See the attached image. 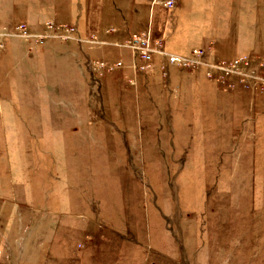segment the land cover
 Here are the masks:
<instances>
[{
	"label": "rangeland",
	"instance_id": "obj_1",
	"mask_svg": "<svg viewBox=\"0 0 264 264\" xmlns=\"http://www.w3.org/2000/svg\"><path fill=\"white\" fill-rule=\"evenodd\" d=\"M159 1L0 16V264H264V0Z\"/></svg>",
	"mask_w": 264,
	"mask_h": 264
},
{
	"label": "crops",
	"instance_id": "obj_2",
	"mask_svg": "<svg viewBox=\"0 0 264 264\" xmlns=\"http://www.w3.org/2000/svg\"><path fill=\"white\" fill-rule=\"evenodd\" d=\"M117 0H76V3L80 5L78 8L80 10V18L86 17V18H99L104 17L106 15H110L109 13H104L106 11L110 12L112 11V5H110V2H114ZM133 2H147L152 0H129ZM167 0H164V3ZM236 1V9H238V5L240 8H242V2L243 0H235ZM259 0H250L252 6H256L257 2ZM26 3V2H35V0H0V16L5 18L8 22L16 23L14 21L15 17H19L20 19L27 18L28 23L30 26H33L34 20L39 17L42 18H48L50 16V12L47 10H42L40 13H35L34 9L35 6H29L26 13H23V10H20V4L19 3ZM156 3L152 8L153 16L155 17V14L159 15V0H154ZM108 3V4H107ZM164 5V4H163ZM165 7V5H164ZM167 8V7H166ZM31 9L33 11H31ZM22 11V13H20ZM241 11H243L241 9ZM3 18V19H4ZM11 18V19H10ZM159 31V20H157V24L155 27V33ZM158 34V33H157ZM80 51L83 52V48H80ZM82 55V54H81ZM86 56H90V54H86ZM83 57V55H82ZM87 62V58H86ZM94 71V70H93Z\"/></svg>",
	"mask_w": 264,
	"mask_h": 264
},
{
	"label": "built area",
	"instance_id": "obj_3",
	"mask_svg": "<svg viewBox=\"0 0 264 264\" xmlns=\"http://www.w3.org/2000/svg\"><path fill=\"white\" fill-rule=\"evenodd\" d=\"M176 0H167L165 1L164 5L165 7L167 8H174L176 6ZM16 34L17 35H20V36H23V37H31V34L29 33L27 27L25 24H21L19 25L17 28H16ZM81 39V37H79V40ZM150 39L149 37H144V38H141V42L142 44L139 45V44H133L132 45V48L134 50V55L135 57H138V55L140 54H145L146 56L149 55V51L151 50L150 48ZM81 42V40H80ZM145 43V44H143ZM159 43L160 45H162V42H159V40L157 41V48H156V51L157 53L161 52V54L166 57L170 62H173V63H180L184 66H187V65H193V66H196V65H199V64H204L206 66H209L210 69L208 71V75L211 77L213 76V72L214 71H221V70H230L231 68L237 66L238 62L239 61H236V62H233L231 64H226V63H221V62H216V63H213V62H205V60L203 59L204 56L206 55L207 53V49H204V48H196L194 49L192 52H191V55L190 56H187V57H184V56H179V55H176V54H173V53H167L166 51L162 50L161 48H159ZM161 47V46H160ZM142 51V53H141ZM152 51H154V49H152ZM248 63V62H247ZM91 67H92V63H91ZM93 69V68H92ZM222 76V74H221Z\"/></svg>",
	"mask_w": 264,
	"mask_h": 264
}]
</instances>
